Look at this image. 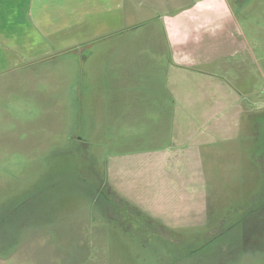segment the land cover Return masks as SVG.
<instances>
[{
    "label": "rangeland",
    "instance_id": "obj_1",
    "mask_svg": "<svg viewBox=\"0 0 264 264\" xmlns=\"http://www.w3.org/2000/svg\"><path fill=\"white\" fill-rule=\"evenodd\" d=\"M205 5L215 12L206 15ZM221 12L226 31L234 34L237 22L263 66L264 0H126L120 11L82 12L73 28L20 48L19 71L0 75V264H264V173L251 95L239 136L215 147L200 225L170 228L124 205H103L97 190L109 156L135 143L122 138L128 125L113 129L120 114L107 90L126 84L130 64L113 68L103 57L127 53L144 20L212 23L224 20ZM183 35L189 48L193 32ZM102 102L109 107L98 120Z\"/></svg>",
    "mask_w": 264,
    "mask_h": 264
},
{
    "label": "crops",
    "instance_id": "obj_2",
    "mask_svg": "<svg viewBox=\"0 0 264 264\" xmlns=\"http://www.w3.org/2000/svg\"><path fill=\"white\" fill-rule=\"evenodd\" d=\"M125 2L0 0V75L19 71L24 45L45 43V38L73 28L82 12L109 14L120 11ZM203 11L208 15L214 10L205 5ZM222 17L209 20L212 23L190 19L181 23L171 17L159 23L144 20L145 24H137L143 30L129 40L127 53L103 57L104 61L112 59L113 68L119 60L130 64L126 84L107 90L120 114L113 129L128 125L131 131L122 138L135 142L128 150L109 156L104 184L110 196L170 228L204 222L215 147L222 148L239 136L250 114V95L257 104L256 156L261 157L257 161L264 173V64L260 66L248 52L246 39L236 31L238 23L232 22L231 34L226 31L229 20L223 13ZM185 29L194 35L189 48ZM218 31L221 34L216 36ZM48 53H33L28 60ZM233 58L235 66H230ZM229 66L239 72L232 70L229 75ZM107 107L104 102L98 106V120ZM76 139L84 145L83 139Z\"/></svg>",
    "mask_w": 264,
    "mask_h": 264
},
{
    "label": "trees",
    "instance_id": "obj_3",
    "mask_svg": "<svg viewBox=\"0 0 264 264\" xmlns=\"http://www.w3.org/2000/svg\"><path fill=\"white\" fill-rule=\"evenodd\" d=\"M105 174V173H104ZM103 174V176H102V183L98 186V188H97V190H99V192L100 193H103L104 195H103V199L104 200H106L105 202H107V203H110L109 201H111V203L112 204H114L116 207L117 206H120V205H124V206H126V207H128L129 208V206H127L126 204H124L123 202H117V201H115L112 197L113 196H110L109 194H108V187H107V185H105L106 183H105V175ZM104 181V182H103ZM105 183V184H104ZM93 190V189H92ZM97 190H95V191H97ZM93 199H95V197H93ZM92 201V200H91ZM110 203V204H111ZM133 211V210H132ZM133 214H136V215H139V216H143V215H140V214H137V212H135V211H133ZM143 217H145V218H147L146 216H143ZM147 220H151V219H149V218H147ZM152 221V220H151Z\"/></svg>",
    "mask_w": 264,
    "mask_h": 264
},
{
    "label": "flooded vegetation",
    "instance_id": "obj_4",
    "mask_svg": "<svg viewBox=\"0 0 264 264\" xmlns=\"http://www.w3.org/2000/svg\"><path fill=\"white\" fill-rule=\"evenodd\" d=\"M96 200H97V198L92 199V202H93V203H94V202H97ZM105 201H106V200L103 199V201H102L103 205H104V203H106ZM105 207H109V206L105 205Z\"/></svg>",
    "mask_w": 264,
    "mask_h": 264
}]
</instances>
